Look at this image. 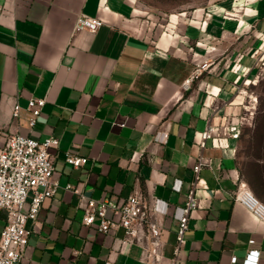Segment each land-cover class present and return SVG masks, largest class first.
Masks as SVG:
<instances>
[{
	"label": "crops",
	"instance_id": "obj_1",
	"mask_svg": "<svg viewBox=\"0 0 264 264\" xmlns=\"http://www.w3.org/2000/svg\"><path fill=\"white\" fill-rule=\"evenodd\" d=\"M204 9L163 18L133 0H0V138H59L51 152L60 187L28 223L21 264H147L139 244H122V228L105 233L82 222L86 198L122 202L134 192L162 226L160 264H169L191 189L198 206L175 264H242L251 248L264 264V221L233 199L245 185L264 204V139H251L259 151L246 157L241 138L202 139L208 126L243 111L241 84L264 44V0H217ZM81 13L104 25L74 31ZM205 61L210 67L194 76ZM32 97L46 102L30 129ZM65 151L86 163L72 166ZM200 157L206 164L197 176ZM6 223L0 210V231Z\"/></svg>",
	"mask_w": 264,
	"mask_h": 264
},
{
	"label": "built area",
	"instance_id": "obj_2",
	"mask_svg": "<svg viewBox=\"0 0 264 264\" xmlns=\"http://www.w3.org/2000/svg\"><path fill=\"white\" fill-rule=\"evenodd\" d=\"M232 10L228 15H235ZM211 17L210 12L205 13L203 23H207ZM104 21L81 13L76 17L74 31L88 30L96 32ZM208 51L214 50L212 46ZM210 67V62L205 61L198 64L194 70V76L202 73ZM236 71H244L241 66L235 67ZM189 79L185 84L189 83ZM241 90V89H240ZM251 98V101L255 99ZM45 98L32 97L28 101L27 108L32 117L29 119L30 129H33L37 118L45 105ZM246 114H254L252 104H243ZM19 104H15L13 116H18ZM244 116L240 115L236 121L228 124L208 128L203 131V141L213 135L228 134L231 138L239 139L242 133ZM168 133L163 132L157 137L159 141H165ZM59 146V138L49 136L38 139L32 135L14 133L6 138H0V210H5L7 223L0 231V264H21L24 249L28 244L31 228L30 221H35L42 208L43 202L52 197L60 183L55 176L54 154L51 149ZM137 155L135 152L134 157ZM64 159L72 166L79 167L86 163L87 158L64 152ZM206 162L203 157L198 159L194 171L198 176L200 168ZM66 190L78 193L72 184H66ZM233 199L242 203L257 218L264 221V204L260 202L252 192L242 185L234 194ZM198 206V198L195 189H191L184 201L182 215L179 218L176 230L175 243L173 245V256L169 264H175L185 244V232L189 227L192 212ZM82 222L87 226H95L101 232H108L112 228H122L124 235L122 244H139L142 251V259L147 264H160L164 258L162 252V226L154 217V210L145 197L134 192L122 202L109 198H86L83 204ZM250 240L249 244H254ZM260 250L249 249L242 264H258ZM232 262H238L234 256ZM108 264V263H106Z\"/></svg>",
	"mask_w": 264,
	"mask_h": 264
},
{
	"label": "rangeland",
	"instance_id": "obj_3",
	"mask_svg": "<svg viewBox=\"0 0 264 264\" xmlns=\"http://www.w3.org/2000/svg\"><path fill=\"white\" fill-rule=\"evenodd\" d=\"M133 0L136 7L147 16L165 18L184 11L203 10L205 6L217 0ZM239 8V7H238ZM206 10V9H204ZM232 10V7H231ZM230 10V11H231ZM167 18V17H166ZM252 75L241 84L243 104H252L254 114L249 116L243 109L244 116L241 133L240 154L244 157L256 154L259 148L251 146V139H264V44L256 51ZM254 101H251V98Z\"/></svg>",
	"mask_w": 264,
	"mask_h": 264
},
{
	"label": "trees",
	"instance_id": "obj_4",
	"mask_svg": "<svg viewBox=\"0 0 264 264\" xmlns=\"http://www.w3.org/2000/svg\"><path fill=\"white\" fill-rule=\"evenodd\" d=\"M240 138H241V136H240Z\"/></svg>",
	"mask_w": 264,
	"mask_h": 264
}]
</instances>
